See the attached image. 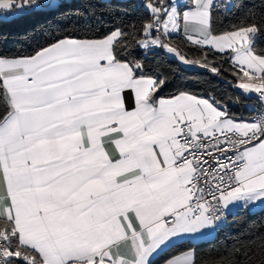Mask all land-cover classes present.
Returning a JSON list of instances; mask_svg holds the SVG:
<instances>
[{
    "label": "snow or ice",
    "instance_id": "6c2138e0",
    "mask_svg": "<svg viewBox=\"0 0 264 264\" xmlns=\"http://www.w3.org/2000/svg\"><path fill=\"white\" fill-rule=\"evenodd\" d=\"M50 6L0 0V19ZM137 6L148 19L136 48L216 75L219 65L186 59L170 38L231 50L238 88L264 105V49L253 43L264 19L213 35V0ZM133 30L129 22L100 39L57 38L28 57L0 54V264H152L173 238L216 227L229 203L264 204V115L237 121L211 98L160 97L164 79L126 43ZM167 264L200 262L189 249Z\"/></svg>",
    "mask_w": 264,
    "mask_h": 264
},
{
    "label": "trees",
    "instance_id": "16d2710c",
    "mask_svg": "<svg viewBox=\"0 0 264 264\" xmlns=\"http://www.w3.org/2000/svg\"><path fill=\"white\" fill-rule=\"evenodd\" d=\"M194 3V0H189ZM135 0H63L56 7L43 8L31 15L0 19V54L8 57H28L47 47L57 38L100 39L116 25H135L126 43L136 59L146 65L154 78H162L164 87L160 97H172L188 93L211 98L225 104L232 116L249 119L263 113L264 107L256 97H246L234 86L230 53L218 54L205 47L188 43L182 34L170 38L188 59L202 62L204 56L222 68L216 75L209 70L188 69L177 60L159 50L145 52L132 41L142 39L138 31L147 22V14ZM264 19V0H232L225 10L215 7L211 13L213 35L223 34L239 27L255 24ZM257 52L264 49V34L255 41ZM4 106L0 103V114ZM264 207L256 211L239 210L228 217V223L220 227L211 240H183L172 244L154 258L152 264H164L170 259L194 249L200 264H264Z\"/></svg>",
    "mask_w": 264,
    "mask_h": 264
},
{
    "label": "crops",
    "instance_id": "0c3cea01",
    "mask_svg": "<svg viewBox=\"0 0 264 264\" xmlns=\"http://www.w3.org/2000/svg\"><path fill=\"white\" fill-rule=\"evenodd\" d=\"M135 1L137 2V4H139V3L141 2V0H135ZM194 2H195V0H194ZM213 3L216 4L217 7L220 6L221 4H224L227 8H229V7L231 6V4H232V0H213ZM213 9H214V8H213ZM213 9H212V10H213ZM211 13H212V12H211ZM210 27H211V26H210ZM211 32H212V31H211ZM181 34H182V33H181ZM175 35H178V34H174L173 36H175ZM182 35H183V34H182ZM193 36H194V38H196V37H197V34L193 33ZM244 45H245V43L242 42L241 45H240V47H243ZM204 47L210 49L208 46H204ZM155 50L163 51V52L166 53L169 57H171V58L177 60V61L181 64V61H180V60H179L174 54H172V53H168L167 51H165V50H161V49H159V48H157V49H155ZM178 50H179V49H178ZM179 51H180V50H179ZM213 51H214V50H213ZM180 52H181V51H180ZM214 52H216V51H214ZM181 53H182V52H181ZM216 53H218V52H216ZM225 53H230V59H231V62H233V61H234V54L231 52V50H228V51H226ZM225 53H218V54H225ZM169 54H171V55H169ZM182 54H183V53H182ZM183 55H184V54H183ZM185 58L188 59L186 56H185ZM188 60H190V59H188ZM193 65H194V64H193ZM239 82H250V81H248L247 79H244V80L239 81ZM236 84H238V82H237ZM242 93H243V94H246V93H245V90L243 91V89H242ZM177 95H178V94H177ZM258 95H259V94H257L256 97H257ZM175 96H176V95H175ZM172 97H173V96H172ZM197 97H198V98H204V97H200V96H197ZM162 98H171V97H162ZM204 99H208V98H204ZM220 104H221V103H220ZM223 105L226 107L225 104H223ZM129 107H131V104H129ZM263 107H264V105H263ZM226 108H227V107H226ZM261 114L264 115V112L261 113ZM233 117H235L237 121H240V120H243L244 122L254 121V120H252V119H239V118L236 117V116H233ZM243 204H244L243 201H233V202L229 203V205L227 206V208L224 209L225 212H226V217L223 218V219H221L220 221L216 222V225H217V226L214 227L213 229L205 230L203 235H198L196 238H193V239H190V238H185V239L173 238L172 241L168 242L166 245H163V246L161 247V249L158 251V253L155 254V255L151 258L152 261H153L154 258H155L156 256H158L163 250L167 249V248H168L169 246H171L172 244H175V243L180 242V241H183V240L200 241V240H203V238H206V237H208V236H213L214 234H216L217 230H218L220 227L227 225V223H228V217H229L230 215H232V214L238 212L239 210L256 211V210L261 209V208L264 207V204H262V203H260V202H257V203L254 204V205H250V206H248L247 208L244 207ZM178 257L182 258V254H181V255H178V256H176V257H174V258H172V259H176V258H178ZM172 259H170V260H172ZM164 264H167V262L164 263Z\"/></svg>",
    "mask_w": 264,
    "mask_h": 264
},
{
    "label": "rangeland",
    "instance_id": "374dc122",
    "mask_svg": "<svg viewBox=\"0 0 264 264\" xmlns=\"http://www.w3.org/2000/svg\"><path fill=\"white\" fill-rule=\"evenodd\" d=\"M63 0H47V3L50 4L51 6L50 7H46V8H52V7H56L60 2H62ZM66 1H69V0H66ZM12 18L11 16L7 17L6 19H10ZM245 44L248 43V42H244ZM154 51V50H152ZM151 52V51H150ZM171 55V54H169ZM171 58V57H170ZM181 65L185 68H188V69H202L203 67H200L198 65H193V64H186V63H183L181 62ZM237 90L241 91L242 92V89H239L237 84H235L234 86ZM244 91V90H243ZM246 94H244L246 97H256L257 93H248V92H245ZM215 237V234L213 236H208L206 238H203V240H211Z\"/></svg>",
    "mask_w": 264,
    "mask_h": 264
},
{
    "label": "built area",
    "instance_id": "2783aa9c",
    "mask_svg": "<svg viewBox=\"0 0 264 264\" xmlns=\"http://www.w3.org/2000/svg\"><path fill=\"white\" fill-rule=\"evenodd\" d=\"M218 8L220 9V10H225L227 7L224 5V4H221L220 6H218ZM261 115H263V114H261V113H257V114H255V115H253L251 118H249V119H252V120H257ZM239 119H242L241 117H238ZM181 143H183V141H181ZM230 155H231V153H229ZM226 217V212H225V210L223 209V211H222V219L223 218H225ZM218 222V221H217Z\"/></svg>",
    "mask_w": 264,
    "mask_h": 264
}]
</instances>
